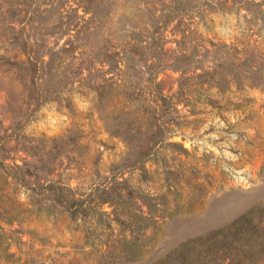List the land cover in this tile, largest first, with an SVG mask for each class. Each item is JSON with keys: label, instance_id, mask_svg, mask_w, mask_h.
<instances>
[{"label": "rangeland", "instance_id": "374dc122", "mask_svg": "<svg viewBox=\"0 0 264 264\" xmlns=\"http://www.w3.org/2000/svg\"><path fill=\"white\" fill-rule=\"evenodd\" d=\"M170 1L0 0V264L264 219V0Z\"/></svg>", "mask_w": 264, "mask_h": 264}, {"label": "trees", "instance_id": "16d2710c", "mask_svg": "<svg viewBox=\"0 0 264 264\" xmlns=\"http://www.w3.org/2000/svg\"><path fill=\"white\" fill-rule=\"evenodd\" d=\"M196 3L194 0H171L167 11L161 12L159 18L168 12H185ZM148 65L152 66L153 62ZM148 73L151 74V70ZM158 96L166 97L161 92ZM251 210L249 208L226 225L183 240L162 256L144 264H264V219L254 218ZM127 249L126 256L130 260H138L142 255L131 243ZM109 260L111 258H102L100 254L95 263L112 264Z\"/></svg>", "mask_w": 264, "mask_h": 264}]
</instances>
